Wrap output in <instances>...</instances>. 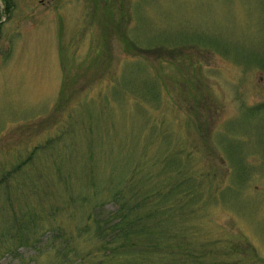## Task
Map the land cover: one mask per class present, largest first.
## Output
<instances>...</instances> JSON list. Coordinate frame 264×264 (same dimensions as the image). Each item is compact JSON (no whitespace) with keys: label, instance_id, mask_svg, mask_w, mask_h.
Here are the masks:
<instances>
[{"label":"rangeland","instance_id":"374dc122","mask_svg":"<svg viewBox=\"0 0 264 264\" xmlns=\"http://www.w3.org/2000/svg\"><path fill=\"white\" fill-rule=\"evenodd\" d=\"M177 159L198 264H264V0H0V264H134L89 217Z\"/></svg>","mask_w":264,"mask_h":264},{"label":"trees","instance_id":"16d2710c","mask_svg":"<svg viewBox=\"0 0 264 264\" xmlns=\"http://www.w3.org/2000/svg\"><path fill=\"white\" fill-rule=\"evenodd\" d=\"M172 162L162 181L159 174L155 178L157 173L145 176L149 182L156 180V187L141 192L128 182L127 189L121 185L109 189L118 204L117 209L113 213H95L89 217L101 248L109 250L107 256L114 257L134 249L137 253L134 264H198L200 258L192 249L191 241L180 234L182 229L172 222L177 216L192 212H187L195 196L192 175L181 167L178 159ZM77 202L84 200L79 198ZM151 255H156L155 259Z\"/></svg>","mask_w":264,"mask_h":264}]
</instances>
